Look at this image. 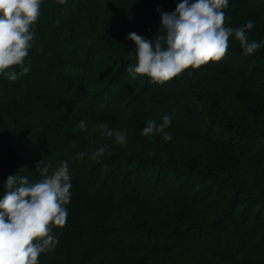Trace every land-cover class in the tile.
Segmentation results:
<instances>
[{
	"label": "trees",
	"instance_id": "16d2710c",
	"mask_svg": "<svg viewBox=\"0 0 264 264\" xmlns=\"http://www.w3.org/2000/svg\"><path fill=\"white\" fill-rule=\"evenodd\" d=\"M181 2L42 0L30 71L0 74V198L9 175L38 180L41 160L67 161L71 176L67 222L39 264H264V0L223 9L227 27L253 21L255 53L233 36L218 62L164 84L133 79L128 35L152 40L157 9ZM164 115L171 140L142 135Z\"/></svg>",
	"mask_w": 264,
	"mask_h": 264
},
{
	"label": "clouds",
	"instance_id": "9594fccd",
	"mask_svg": "<svg viewBox=\"0 0 264 264\" xmlns=\"http://www.w3.org/2000/svg\"><path fill=\"white\" fill-rule=\"evenodd\" d=\"M41 2L0 0V74L9 81L30 71L24 62L32 47V26L39 18ZM227 7L228 0H182L171 13L157 9L158 35L152 40L136 33L127 37L135 45V64L126 72L133 79L146 76L152 83L164 84L186 69L197 70L222 60L233 36L244 55L255 53L261 43L249 41L247 35L254 27L253 21L238 28L227 27L223 11ZM16 66L19 72L13 70ZM170 122L168 115L159 124L150 120L142 135L163 134L165 140H171L165 131ZM78 127L85 131L87 125L81 120ZM99 127L103 135L115 137V143H126V130L113 131L107 124ZM105 150L99 148L93 158ZM83 156L79 153L77 159ZM50 168L41 160L37 163L38 180L30 182L27 176L20 175H9L5 180L0 198V264H39L40 255L57 246L52 228H62L67 222L66 205L71 201L72 184L67 161H60L51 171Z\"/></svg>",
	"mask_w": 264,
	"mask_h": 264
}]
</instances>
